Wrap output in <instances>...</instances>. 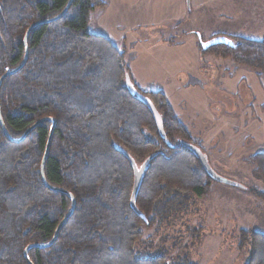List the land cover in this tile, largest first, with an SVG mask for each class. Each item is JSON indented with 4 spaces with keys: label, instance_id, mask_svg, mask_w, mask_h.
<instances>
[{
    "label": "trees",
    "instance_id": "trees-1",
    "mask_svg": "<svg viewBox=\"0 0 264 264\" xmlns=\"http://www.w3.org/2000/svg\"><path fill=\"white\" fill-rule=\"evenodd\" d=\"M69 1L0 0V78L24 60L28 29L59 15ZM104 5L74 0L60 20L33 29L26 65L0 89L2 117L12 137H22L42 119L57 120L46 179L77 200L56 242L30 251L33 264H163V256L137 255L144 230L171 204L206 196L215 181L185 146L190 135L165 94L135 87L133 93L123 51L109 37L89 32L92 13ZM229 40L202 51L264 76V40ZM139 95L155 98L162 132ZM51 126L41 124L18 144L0 123V264H29L25 249L49 243L72 207L67 195L42 180ZM252 162L264 182V153L253 155ZM136 170L142 173L140 213L131 206ZM253 194L264 201V192ZM242 235L247 264H264V233L243 230Z\"/></svg>",
    "mask_w": 264,
    "mask_h": 264
},
{
    "label": "rangeland",
    "instance_id": "rangeland-1",
    "mask_svg": "<svg viewBox=\"0 0 264 264\" xmlns=\"http://www.w3.org/2000/svg\"><path fill=\"white\" fill-rule=\"evenodd\" d=\"M103 1L89 32L123 51L135 88L165 94L189 143L217 176L237 185L214 181L206 196L162 207L135 247L137 255L163 256V264H247L242 231L264 233V201L253 194L264 192V182L252 162L264 153V76L202 49L218 38L263 41L264 0Z\"/></svg>",
    "mask_w": 264,
    "mask_h": 264
},
{
    "label": "water",
    "instance_id": "water-1",
    "mask_svg": "<svg viewBox=\"0 0 264 264\" xmlns=\"http://www.w3.org/2000/svg\"><path fill=\"white\" fill-rule=\"evenodd\" d=\"M73 2H74V0H70L68 5H67V7L56 18L47 19V20L36 22L28 29V31L26 33V36H25V39H24V45H25V48H26L24 60L22 61V63L20 64L19 67H17L14 70H11V71L7 72L5 75H3L0 78V89L2 87L3 82L6 80V78L16 74L18 71H20L26 65L28 57H29L28 40H29V37H30V34H31L32 30L35 29L36 27L40 26V25L49 24V23L55 22V21L61 19L62 17H64L67 14V12L69 11V9L72 6ZM222 43L231 44L232 42H231V40H229L227 38H218V39L211 40V41H209L207 43H203V49L207 50V49H209L210 47H212L214 45H219V44H222ZM128 86H129L130 90L133 93L136 92L135 89H134V86L129 81H128ZM138 98L151 111V113H152V115H153V117L155 119V122L157 123L160 131L162 132L163 131V129H162L163 128L162 116L160 115V113L157 110L156 106L154 105L153 101L151 99H149L148 97L144 96V95H139ZM46 122H51L52 126H51V129H50V134H49V138H48V142H47V146H46V151H45V154H44V157H43V160H42V165H41L42 180H43L45 185L50 190L57 191V192H60V193H63L65 195H67L70 198L71 202H72V208L69 211V213L65 216V218L62 220V222L59 224L53 239L49 243H47V244H31L25 249L24 256H25V258H26V260L28 261L29 264H33L31 259H30V256H29V253H30V251L32 249H35V248H40V249L49 248L56 242V240L58 239L62 228L67 224L68 220L72 217L73 213L75 212V209H76V206H77V201H76V198L74 197L73 194H71L70 192H68L65 189L51 186L48 183L47 179H46V174H45L46 162H47V159H48V156H49V153H50L53 136H54L55 129H56V126H57V120L55 118H52V117L42 119L39 122H37L36 124H34L32 127H30L23 134L22 137L13 138L11 136V134L9 133V131H8V129H7L6 125H5V123H4V120H3V117H2L1 106H0V123L2 125V128H3L6 136L13 143H21V142H23L33 130H35L38 126H40L41 124L46 123ZM185 146L188 149H190L196 155V157L199 159V161L201 162L203 167L206 169V171L209 173V175L216 182L222 183V184H226V185H231V186H237L236 184L229 183L226 180H224L223 178H221V177L216 175V173L211 168V166H210V164L208 162V159L206 158V156L204 155V153L201 151L200 148H198V147H196V146H194L192 144H185ZM141 186H142V173H140V172H138V170H136V172H135V183H134V188H133V193H132V198H131V206H132L133 210L136 211L137 213H140L138 211V209H137L136 202H137V198H138Z\"/></svg>",
    "mask_w": 264,
    "mask_h": 264
},
{
    "label": "crops",
    "instance_id": "crops-1",
    "mask_svg": "<svg viewBox=\"0 0 264 264\" xmlns=\"http://www.w3.org/2000/svg\"><path fill=\"white\" fill-rule=\"evenodd\" d=\"M181 9H182L183 13L186 11V7H185V4H184V2H183V3H181Z\"/></svg>",
    "mask_w": 264,
    "mask_h": 264
}]
</instances>
